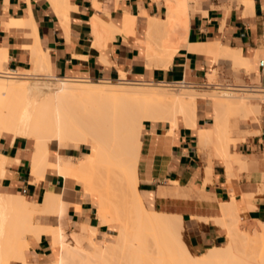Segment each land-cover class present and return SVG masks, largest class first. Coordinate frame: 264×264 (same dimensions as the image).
I'll use <instances>...</instances> for the list:
<instances>
[{"label":"bare ground","instance_id":"6f19581e","mask_svg":"<svg viewBox=\"0 0 264 264\" xmlns=\"http://www.w3.org/2000/svg\"><path fill=\"white\" fill-rule=\"evenodd\" d=\"M185 1L187 4V0H166V18L146 20V39L142 43L149 67H168L184 45L190 15L187 6H183ZM18 25L25 24L19 22ZM94 25L99 37L101 28L107 38L112 39L116 33L135 34L137 18L125 13L120 25L99 18ZM193 49L210 51L217 58L244 66V70H258L256 57L220 43ZM5 61L0 54L1 65ZM6 73L8 71L0 66V136L11 134L32 140L34 178L40 179L51 169L65 176L68 186L74 182L82 184L84 195L89 196L97 208L100 224L110 226L116 233L107 236L101 234L97 226L86 224L82 231L88 235L89 249L80 242L70 244L66 238L67 226L62 222L64 210L69 208L65 194L51 191L42 201L43 213L57 219V224L53 225L36 218L38 202L23 194L0 192V264L13 261L21 264H264V221L257 220L259 227L250 232L243 226L241 230L244 209L234 195L231 202H222L221 206L222 220L228 226L226 243L205 253L193 254L182 239L181 215L148 209L138 189V161L145 120L164 122L172 128L180 123L197 128L204 143L215 144L216 149L212 150L222 159L229 179L237 176L238 170L253 171L264 166V155L260 161H251L231 152V144L237 143L238 135L234 133H238L239 122L229 119L231 114H238L243 120H254L260 109L252 101L261 97L264 88L217 85L210 92H200L185 84L182 85L185 89L173 91L170 83L135 81L125 72L121 73L119 82ZM214 76H209L210 81ZM207 97L213 101L214 123L200 127L198 109ZM53 143L56 149L51 147ZM78 143L89 145L85 158L76 160L62 153L64 147L74 144L76 147ZM7 161L0 155V177L4 175ZM212 168L210 164L207 172ZM121 192L122 199H126L125 212L129 211L125 215L124 211L120 212L118 202L113 210L109 200ZM44 234L52 238L55 259L51 263L29 259L33 245L29 236L38 243ZM74 236L79 238L77 233Z\"/></svg>","mask_w":264,"mask_h":264},{"label":"crops","instance_id":"0c3cea01","mask_svg":"<svg viewBox=\"0 0 264 264\" xmlns=\"http://www.w3.org/2000/svg\"><path fill=\"white\" fill-rule=\"evenodd\" d=\"M185 3L183 6H187L190 14L186 43L184 40L171 64L164 68L147 65L142 41L146 39L147 19L166 18V0H0V54L6 58L0 66L20 73L112 82L120 81L121 73L125 72L131 80L184 82L200 91L210 90L209 76L213 74L217 83L264 88V0ZM125 13L137 18L135 34L116 33L109 39L100 28L102 36L97 35L94 25L97 18L120 25ZM19 22L25 25H18ZM213 43L253 55L258 70L252 75H236L229 59L193 49ZM200 104L197 124L208 127L214 123L213 101L208 97ZM261 106L264 121V101ZM258 130L236 145L231 144V152L251 161L262 160L264 126ZM25 138L0 136V155L8 160L0 177V191L21 193L38 203L48 192L65 194L69 208H65L62 222L68 230L75 228L76 233H82V226L87 224L97 226L101 234H114L110 226L100 224L97 208L84 195L82 184L74 182L68 186L66 177L51 169L40 179L34 178L33 147ZM142 144L138 189L144 204L151 210L181 215L183 233L193 253L202 254L225 244L228 228L222 220L221 206L231 202L233 195L244 209L242 216L246 220L264 221V166L227 178L222 159L212 150L214 145L202 143L198 129L183 124L172 128L164 122L145 120ZM89 150L82 145L79 149L64 148L62 153L82 158ZM210 164L213 168L208 173ZM50 218L56 224L55 217ZM52 252L50 238L44 234L30 249L29 259L42 260Z\"/></svg>","mask_w":264,"mask_h":264},{"label":"rangeland","instance_id":"374dc122","mask_svg":"<svg viewBox=\"0 0 264 264\" xmlns=\"http://www.w3.org/2000/svg\"><path fill=\"white\" fill-rule=\"evenodd\" d=\"M231 64V63H230ZM232 65V64H231ZM235 65V64H234ZM232 65V70H233V72H234V74H240V73H246V74H250V75H252L253 74V71L254 70H244V66H242L241 65V67L239 66H237V65ZM3 70H5L4 68H3ZM29 74H34V73H29ZM30 76V75H29ZM214 76V75H213ZM214 78H215V80H214ZM214 78H212L211 79V81H212V83H214L213 85H211V88L212 87H215V86H224V87H238V88H245V87H247L246 85H236V84H230V83H217L216 82V75L214 76ZM32 80V79H31ZM95 82H99V81H95ZM113 82H119V81H113ZM171 85L169 86V88L170 87H172V88H174L175 90H173L172 88H170V89H172L173 91H180L181 90V88L182 89H185L184 87H182V85H178V84H175V83H170ZM174 84V85H173ZM211 88H210V90H209V92L211 91ZM247 88H250V87H247ZM258 89H262L261 87H258ZM262 90H264V89H262ZM200 91V90H199ZM200 92H207V91H200ZM262 94V92L260 93V95L259 96H261V97H263L264 95V91H263V94ZM261 97H258V98H255L252 102L254 103V104H256V105H259V109H260V111L259 112H257L256 113V120L254 119H246V120H243V119H241L242 117L241 116H238V114H231L230 115V122H235L236 120H238V124H237V126H238V133H237V140H236V142L238 143L239 141H242L243 140V138H245L247 135H253V134H256V133H258L259 132V130L258 129H261V127L262 126H264V121L261 119V116H262V106H261V102L262 101H264V99L263 98H261ZM208 98V97H207ZM239 118V119H238ZM255 122V123H254ZM180 124H182V123H180ZM255 124V125H254ZM257 125V126H256ZM241 134V135H240ZM4 135V134H3ZM240 136H242V137H240ZM240 137V138H239ZM87 139L88 140H92V138H91V136H87ZM31 141V144H33L32 142V140H30ZM202 141V140H201ZM202 143H204L203 141H202ZM236 143V144H237ZM89 144V143H88ZM204 144H206V143H204ZM234 144V143H233ZM236 144H234V145H236ZM75 145V144H74ZM74 145H68V146H66V147H64V148H68V147H72V148H77V149H79L82 145H84V144H81V143H78V145H76V147H74ZM90 146H92L93 145V142H91L90 144H89ZM89 145H87V146H89ZM214 145V147H215V149H216V146H215V144H213ZM78 146V147H77ZM51 147L54 149V148H56V144H51ZM85 156H86V154L82 157V158H76V160H80V159H83V158H85ZM215 156H216V154H215ZM206 171H207V169H206ZM237 171V170H236ZM241 171H248V170H238L237 171V175H238V173L239 172H241ZM208 173H210V172H208ZM0 192H3V193H12V194H21V193H13V192H10V191H7V190H3V191H0ZM49 193V192H48ZM120 194H121V196H120ZM119 194V196L118 197H111L109 200H110V202H111V205L112 206H114V208H113V210L116 208V205L117 204H115L116 202H118V205L121 207L120 208V212H121V210L122 211H124V215L126 214V213H128L129 211H127V212H125V210H127V209H125V205H126V203H125V200L126 199H122L124 196H123V194H122V192ZM24 195V194H23ZM119 197H121V198H119ZM113 199V200H112ZM115 199V200H114ZM119 201H118V200ZM112 200V201H111ZM117 200V201H116ZM121 200H123V201H121ZM109 202V203H110ZM112 202H114V203H112ZM120 203V204H119ZM123 203H125L124 205H123ZM42 201L41 202H39L38 203V208H37V214H36V218H38L39 220H40V222H42V223H45V224H49V223H51V222H53V225H55V221H52V218H50L51 216H49V215H46V214H44L43 213V211H42V209H43V207H42ZM124 206H122V205ZM149 209V208H148ZM222 209V208H221ZM151 210V209H150ZM222 214H223V211H222ZM100 219V218H99ZM240 219H242V220H240V223H241V230H243L244 228H245V231H251V230H253L254 228H258L259 227V223H258V221L256 222V221H248V220H246V219H244V218H240ZM37 220V219H36ZM56 221H57V219H56ZM56 224H57V222H56ZM226 226H227V224H226ZM242 226L244 227V228H242ZM227 228H228V226H227ZM78 229H75V228H71V229H67V231H66V238H67V240L69 241V243L70 244H76V243H82V245L84 246V247H86V248H88L89 249V243H88V235L86 234V233H84L83 231H82V233H77L78 234V237L79 238H76L75 236H74V233H76L75 231H77ZM240 230V229H239ZM240 232V231H239ZM113 233L115 234L116 233V231H113ZM227 233H228V229H227ZM228 235V234H227ZM49 238H50V242L52 241V238L50 237V236H48ZM182 239L184 240V241H186V238L184 237V233H182ZM29 240L32 242V247H31V251H32V249H33V247H35L36 246V240L34 239V237L33 236H29ZM227 240H228V236H227ZM186 243H187V241H186ZM226 243V242H225ZM188 244V243H187ZM189 246V245H188ZM221 246V245H220ZM92 249H94L93 247H92ZM192 252V251H191ZM193 253V252H192ZM193 254H195V253H193ZM55 258H54V256H53V252L51 253V255H50V257H46L45 259H42V260H38L39 262H41V263H51V262H53V260H54ZM31 260H37V259H31ZM13 264H21V263H18V262H16V263H13Z\"/></svg>","mask_w":264,"mask_h":264},{"label":"built area","instance_id":"2783aa9c","mask_svg":"<svg viewBox=\"0 0 264 264\" xmlns=\"http://www.w3.org/2000/svg\"><path fill=\"white\" fill-rule=\"evenodd\" d=\"M16 72H17V71L8 70V73H6V74H8V75H17ZM175 84H178V85H185L186 83H184V82H178V83H175Z\"/></svg>","mask_w":264,"mask_h":264}]
</instances>
